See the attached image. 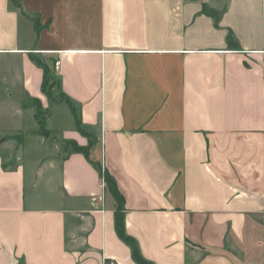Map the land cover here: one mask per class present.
I'll return each mask as SVG.
<instances>
[{
	"label": "crops",
	"instance_id": "0c3cea01",
	"mask_svg": "<svg viewBox=\"0 0 264 264\" xmlns=\"http://www.w3.org/2000/svg\"><path fill=\"white\" fill-rule=\"evenodd\" d=\"M22 4L44 28L37 38L0 0V264H138L114 196L94 200L98 165L153 264H264V0ZM32 56L56 72L84 133L43 92ZM38 101L58 141L38 135ZM32 118L38 137L25 146Z\"/></svg>",
	"mask_w": 264,
	"mask_h": 264
},
{
	"label": "trees",
	"instance_id": "16d2710c",
	"mask_svg": "<svg viewBox=\"0 0 264 264\" xmlns=\"http://www.w3.org/2000/svg\"><path fill=\"white\" fill-rule=\"evenodd\" d=\"M12 2L21 15L25 16L26 18L31 19L34 22L35 32H36V36L38 38L41 30L44 28L40 19L39 18H30L27 15V13L24 9V6L22 4V0H12ZM32 60L35 64L42 67L44 70V81H43V86H42L43 92L50 99L57 101V102H60V103H65L74 116L76 128L80 132L84 133V130L82 128V120L80 118L77 105L75 103H73L71 101V99L68 96H66L65 94L62 95L61 98L58 100H55L53 98L52 93L49 89V84H48L49 73L51 72V67L49 66V64L46 63L45 61L35 57V56H32ZM39 111L42 112L40 102L38 101L35 116H36V119H37L38 124H39V133L43 136H47V133L49 132V130L46 128V117H45V115L40 116ZM67 145H71V148L73 151L83 153L89 157L90 148H91L90 146H82V145H79L75 141H68ZM98 169L100 170V175L101 176L103 175L105 178L106 190L110 191V193L114 196V198L117 202V205H116V230H117L118 235L120 236V238H122L125 242L130 244V246L132 247V257L136 263H138V264H153L151 261L147 260L142 255V253H141L136 241L134 240V238L126 233L125 222H124V199H123V195L120 193V191L117 187V184H116L114 177L111 174H109L108 172H106V170L102 167V165H98Z\"/></svg>",
	"mask_w": 264,
	"mask_h": 264
},
{
	"label": "rangeland",
	"instance_id": "374dc122",
	"mask_svg": "<svg viewBox=\"0 0 264 264\" xmlns=\"http://www.w3.org/2000/svg\"><path fill=\"white\" fill-rule=\"evenodd\" d=\"M48 84H49V89L52 93V96L55 100L60 99L61 96L64 95V93H62V91L60 90L58 75L56 74V72H54L52 70V68H51V72L49 73ZM33 105L36 107V110H37V103L34 102ZM56 111L61 115V117L65 118V119L68 116L71 117V113H70L71 111L65 103L61 105V108H57ZM39 115L40 116L46 115V111H43V110H42V112L39 111ZM56 115H58V114H56ZM11 121L9 119V125L10 126L12 125ZM54 122H55V120H54ZM7 124L8 123L6 122V118L0 119V125L1 126H6ZM52 124H53V122H52ZM23 128L26 129L25 140H24L25 146L26 145L27 146L33 145V143H35L37 140V138L35 137V136H37V134L36 135L33 134V131H35L37 128V123L34 122V120L32 118L31 123L28 124L26 122ZM38 135H40V133ZM6 136H7V139L12 142V147L8 148L6 150H3L2 155H4V154L6 155L4 160L9 161V163L7 165L12 166V165H14V160L12 158L16 157L17 152H19V150H18L19 149V143L18 142L23 140L24 132L20 131L19 129H15V130H11L10 133H8ZM46 137H49L50 141L55 140V138L58 139V136L55 133H52L50 131L47 133ZM55 141H58V140H55ZM66 146H67V148H71V145H66ZM66 146H62L60 151L65 150ZM35 151L29 150L30 153H35Z\"/></svg>",
	"mask_w": 264,
	"mask_h": 264
},
{
	"label": "built area",
	"instance_id": "2783aa9c",
	"mask_svg": "<svg viewBox=\"0 0 264 264\" xmlns=\"http://www.w3.org/2000/svg\"><path fill=\"white\" fill-rule=\"evenodd\" d=\"M58 64H59V62L56 63V65H58ZM100 187L102 189V193L99 195L98 198H95L94 200L99 199L101 201H104V199H105L106 181H105V178H104L103 175L101 176V179H100Z\"/></svg>",
	"mask_w": 264,
	"mask_h": 264
}]
</instances>
